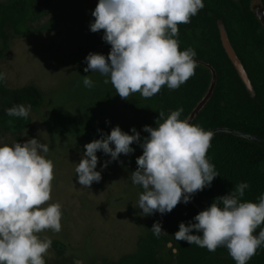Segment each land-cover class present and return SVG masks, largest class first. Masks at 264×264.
<instances>
[{"label": "clouds", "instance_id": "9594fccd", "mask_svg": "<svg viewBox=\"0 0 264 264\" xmlns=\"http://www.w3.org/2000/svg\"><path fill=\"white\" fill-rule=\"evenodd\" d=\"M203 7V0H98L89 29L103 30L102 40L110 51L107 57L90 52L83 61L84 72L108 77L105 83L110 81L122 99L134 93L151 98L162 87L178 89L197 67L195 51L179 49L178 25L190 23ZM84 77L83 85L93 87V81ZM5 80L6 74L0 71V84ZM30 109L31 105L13 104L5 114L27 119ZM182 111L177 108L167 118L160 112L162 122L156 121L155 128L143 126L149 134L143 140L135 127L130 135L115 126L109 134L85 144L75 168L77 182L88 188L101 180L96 170L98 151L110 157L101 163L103 169L121 154L133 153L131 145L136 143L142 154L128 180L143 189L137 202L142 214L163 215L178 203H189L219 174L207 157L212 133L180 120ZM48 152L49 146L37 138L0 145V264H45L52 241L38 234L61 231V205L47 204L54 179V165L44 155ZM248 187L241 182L229 194L216 197L192 218L194 222H181L172 237L209 252L224 247L235 264H247L264 247V228L256 233L264 224V193L258 203L242 201ZM150 230L156 237L166 234L158 221ZM193 230L198 234H192Z\"/></svg>", "mask_w": 264, "mask_h": 264}, {"label": "rangeland", "instance_id": "374dc122", "mask_svg": "<svg viewBox=\"0 0 264 264\" xmlns=\"http://www.w3.org/2000/svg\"><path fill=\"white\" fill-rule=\"evenodd\" d=\"M97 2L39 0L38 10L45 15L26 34L6 45L0 43V71L6 74L3 86L8 90L32 86L42 96L41 104L30 109L29 128L0 134V145L37 138L49 146L44 155L54 165V179L47 204L59 203L62 218L60 232L38 234L52 241L45 264L120 263L134 256L146 232V216L137 207L140 187L128 180L142 154L138 144L131 145L133 153L121 154L103 169L101 163L110 157L98 151L96 170L102 178L88 188L77 182L75 174L84 145L101 134L119 126L131 135L135 127L143 140L149 135L143 126H157L152 116L126 107V99L116 94L110 81L105 83L108 77L84 72L83 61L90 52L107 57L110 51L102 40L103 30L93 33L89 29ZM258 60L264 64V47ZM84 76L93 81V87L83 85ZM3 101L0 95V104Z\"/></svg>", "mask_w": 264, "mask_h": 264}, {"label": "trees", "instance_id": "16d2710c", "mask_svg": "<svg viewBox=\"0 0 264 264\" xmlns=\"http://www.w3.org/2000/svg\"><path fill=\"white\" fill-rule=\"evenodd\" d=\"M38 3L39 0L0 3V43L6 45L8 40L26 34L33 23L45 15L42 9L38 10ZM203 3L204 7L191 18L190 23L178 25L179 49L191 48L196 53L194 75L178 89L162 87L151 98L134 93L124 101V105L152 116L157 124L162 122L159 120L160 112L167 118L171 111L182 108L179 119L186 120L207 93L212 76L209 66L215 71L216 84L209 100L190 124L208 132L226 128L252 136L254 140L222 132L212 134L207 157L219 176L213 179L211 186L197 192L189 203H178L170 213L161 214V218L157 212L147 215L145 236L134 256L120 263L103 260L102 264H235L224 247L209 252L195 244L175 241L172 236L181 222L187 225L216 197L229 194L238 183L249 185L242 201L258 203V197L264 193V64L258 60L264 47V24L255 18L252 9L255 4L264 9V0H203ZM217 21L222 22L229 42L247 72L254 90L253 97L246 91L222 48ZM0 95L4 96L0 104V134L20 133L28 129L31 123L29 116L27 119L9 117L5 109L13 104L36 108L42 101L40 92L32 86L8 90L0 84ZM157 221L164 230L162 233H166L159 237L150 230ZM260 228H264V224L257 228L256 233ZM192 234L198 233L193 230ZM247 264H264V247L259 248Z\"/></svg>", "mask_w": 264, "mask_h": 264}, {"label": "water", "instance_id": "95a60500", "mask_svg": "<svg viewBox=\"0 0 264 264\" xmlns=\"http://www.w3.org/2000/svg\"><path fill=\"white\" fill-rule=\"evenodd\" d=\"M253 13L255 18L261 23L264 24V9L256 4L253 6ZM217 25V29H218V33H219V38H220V42L222 45V48L227 56V58L229 59V61L231 62L232 66L234 67L239 79L241 80V82L243 83L246 91L249 93V95L251 97L254 96V90L253 87L251 85V82L248 78L247 72L245 71L240 59L238 58L237 54L235 53L233 47L231 46L227 33L225 31V28L222 24L221 21H217L216 23ZM207 68H209L210 72H211V82L209 85V88L207 90V93L205 94V96L198 102V104L195 106V108L191 111V113L189 114V116L186 118V120L191 123V121L193 120V118L197 115V113L201 110V108L204 106V104L209 100L213 88L216 84V74L215 71L207 66ZM212 134L214 133H228L243 139H247V140H254V138L252 136H249L247 134H242L238 131H232L226 128H218V129H214L212 131H210ZM158 215L161 218V214L159 212H157ZM162 232L164 231L163 229L161 230ZM168 246L170 247L171 245L168 244Z\"/></svg>", "mask_w": 264, "mask_h": 264}, {"label": "flooded vegetation", "instance_id": "af4514ba", "mask_svg": "<svg viewBox=\"0 0 264 264\" xmlns=\"http://www.w3.org/2000/svg\"><path fill=\"white\" fill-rule=\"evenodd\" d=\"M256 5V4H255Z\"/></svg>", "mask_w": 264, "mask_h": 264}]
</instances>
